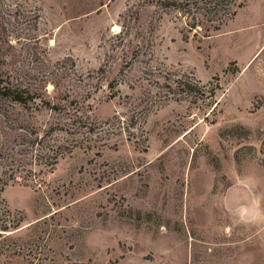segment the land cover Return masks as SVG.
Masks as SVG:
<instances>
[{"label": "rangeland", "instance_id": "rangeland-1", "mask_svg": "<svg viewBox=\"0 0 264 264\" xmlns=\"http://www.w3.org/2000/svg\"><path fill=\"white\" fill-rule=\"evenodd\" d=\"M180 1L0 0V264H264V0Z\"/></svg>", "mask_w": 264, "mask_h": 264}, {"label": "trees", "instance_id": "trees-1", "mask_svg": "<svg viewBox=\"0 0 264 264\" xmlns=\"http://www.w3.org/2000/svg\"><path fill=\"white\" fill-rule=\"evenodd\" d=\"M175 2V1H173ZM178 3L180 7L186 9L185 11H202L211 16V20L220 21V15L226 16L230 13L231 7L235 4V0H182ZM215 17V18H214ZM173 83L176 81H172ZM0 95L9 101L18 105L26 106L35 97L31 91L21 87L19 84L6 81L0 85ZM20 223V219L15 222H7L5 219L0 221V237L3 236L4 231L10 227L16 229ZM1 254V253H0Z\"/></svg>", "mask_w": 264, "mask_h": 264}]
</instances>
